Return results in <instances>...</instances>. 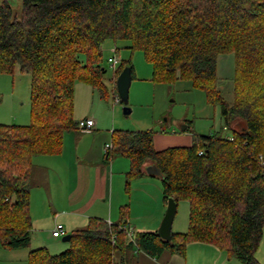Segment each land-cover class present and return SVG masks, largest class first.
Segmentation results:
<instances>
[{
  "label": "trees",
  "instance_id": "1",
  "mask_svg": "<svg viewBox=\"0 0 264 264\" xmlns=\"http://www.w3.org/2000/svg\"><path fill=\"white\" fill-rule=\"evenodd\" d=\"M107 39L142 51L153 82L189 79L204 90L225 128L232 126L233 140L194 135L189 145L157 150L151 130H113L105 158L129 160L127 187L148 174L146 163L155 165L163 202H188L187 230L171 232L168 241L156 231L133 230L130 239L124 205L118 223L89 218L70 233L66 250L37 248L27 263L129 264L124 256L133 245L155 258L184 256L187 244L205 243L239 264H261L255 252L264 227V0H21L19 12L0 0V73L17 67L29 74L31 103L28 125L0 124V246L29 245L32 158L61 153L64 133L79 129L76 81L106 95ZM228 52L235 56L231 103L215 84L217 56ZM125 66L133 77L128 60L115 79Z\"/></svg>",
  "mask_w": 264,
  "mask_h": 264
},
{
  "label": "rangeland",
  "instance_id": "2",
  "mask_svg": "<svg viewBox=\"0 0 264 264\" xmlns=\"http://www.w3.org/2000/svg\"><path fill=\"white\" fill-rule=\"evenodd\" d=\"M9 1L12 7L19 12L21 0ZM128 45L129 41L127 40L107 39L101 46L102 66L105 68L104 83L107 88L105 96H102L99 91L92 89L90 85L81 81H76L74 84V120L78 122L79 119L82 120L85 117L92 118L99 127L95 126L93 129H99L101 132L97 140L107 135L110 136L113 130H151L153 136L160 134L167 136L168 139L162 146L165 143L168 146H183L189 145L194 135L216 133L221 136H228L232 133V126L226 128L224 126L225 124L220 115L219 105L208 102L204 90L194 86L193 82L189 79H178L172 83L153 82L151 79V64L144 57L143 52L140 50H132ZM109 58H115L117 63L111 65ZM128 60H130L133 67V77L128 92V107L130 108V113L124 114L122 103L117 101L116 98V96L118 97L117 91L116 95L114 93L116 90L115 70L122 62ZM234 74V53L228 52L218 55L216 60V89L228 103H231L233 99ZM30 121L29 74L20 72L17 67L13 73L1 72L0 124L22 126L28 125ZM184 126H188L187 130L181 129ZM73 132L77 136H80V138H83L87 143H90L93 139L92 133L80 132L78 130H74ZM106 141L109 143V138ZM40 158L42 157L36 159L37 164H40L38 161ZM117 158L125 160L128 163V160L123 157ZM32 176H34L33 173ZM44 177L45 175L41 171H38V175L32 177V181H37L45 187L46 181ZM146 178V180L151 182V186L144 188L150 195L149 197H145L147 198V202L152 197L149 203L152 207H156L159 190L160 196L162 197L161 177L156 175L152 178ZM144 189L138 190L141 191L138 192L139 196H143L142 192ZM132 222L133 224L136 223L135 221ZM84 227L85 225L81 226V228ZM187 227L188 202L179 200L176 203V213L172 222L171 231L174 232L181 229V232H185ZM61 238L62 236L57 237V242L65 244L66 247L63 250L55 252V254L69 247V243L63 242ZM49 252L54 254L50 250ZM166 256L169 257L170 254L166 253ZM124 257L125 261L129 264H166L163 257L158 256L152 258L138 250L135 245L126 250ZM218 258L208 259L207 256H199L193 259L190 256L187 264H213L214 262L216 264H225L220 263L221 261ZM229 259L232 260L231 264H239L234 257H230Z\"/></svg>",
  "mask_w": 264,
  "mask_h": 264
},
{
  "label": "crops",
  "instance_id": "3",
  "mask_svg": "<svg viewBox=\"0 0 264 264\" xmlns=\"http://www.w3.org/2000/svg\"><path fill=\"white\" fill-rule=\"evenodd\" d=\"M95 126L98 127L94 121L92 130L78 129L80 132L93 134L90 143L77 136L74 130L67 131L63 135L61 153L38 155L32 158L33 175L36 177L38 171H41L45 175L46 186L43 187L36 181L30 189V242L24 248L8 249L0 246V264H28L29 251L41 247L55 254L66 247L65 244L57 242V237L51 235L55 223H62L64 234H70L81 226H86L89 218L92 217L102 218L109 223H118L120 208L124 205L128 207L127 223L134 231L157 230L165 213L166 204L158 189L157 205L152 207L149 203L152 197L147 202L145 196L150 195L144 189L151 186V182L146 180V177L152 178L156 175L145 174L130 181L127 187L125 175L129 170V160L127 159V163L117 158L120 156L106 159L104 146L107 143L106 140L108 138L110 140L111 134L97 140L101 132L99 129H93ZM167 139L166 135L153 136L155 149L166 148L167 143L163 146L162 144ZM174 141L177 140L174 139ZM39 157L42 158H40L41 161L38 160L40 164H37L36 159ZM142 188L144 189L143 196H139L138 192L141 191L138 190ZM132 221L136 223L133 224ZM180 230L174 232H181ZM166 253L160 255L166 264H187L190 256L193 259L199 256H207L208 259L219 257L220 263H232L224 251L205 243L187 244L184 256L170 254L167 257ZM255 257L261 264H264V227Z\"/></svg>",
  "mask_w": 264,
  "mask_h": 264
},
{
  "label": "water",
  "instance_id": "4",
  "mask_svg": "<svg viewBox=\"0 0 264 264\" xmlns=\"http://www.w3.org/2000/svg\"><path fill=\"white\" fill-rule=\"evenodd\" d=\"M132 80L131 68L129 66H125L120 73L118 74L115 80L116 91L119 100L123 106V113H130V108L128 107V92L130 83ZM186 126L182 127V130H185ZM146 173L150 175H159L160 170L153 164L145 166ZM176 213V202L174 198L169 197L167 199L166 210L161 219V222L156 230L157 235L163 240H170L171 238V227L174 219V215ZM63 242H69L70 234H64L62 236Z\"/></svg>",
  "mask_w": 264,
  "mask_h": 264
},
{
  "label": "built area",
  "instance_id": "5",
  "mask_svg": "<svg viewBox=\"0 0 264 264\" xmlns=\"http://www.w3.org/2000/svg\"><path fill=\"white\" fill-rule=\"evenodd\" d=\"M109 62L111 63V65H115L117 63V60L115 58H109ZM117 101H118V97H117ZM93 126H94V120L92 118H85L77 122V127L83 131H90L92 130ZM228 139L233 140L231 134L228 135ZM110 148H111V142L106 143L104 146V150L107 151ZM124 227L126 229V233L128 237L131 239L133 235V229L130 226H124ZM51 235L53 237L63 236L64 235L63 225L61 223H55L54 228L51 231Z\"/></svg>",
  "mask_w": 264,
  "mask_h": 264
}]
</instances>
